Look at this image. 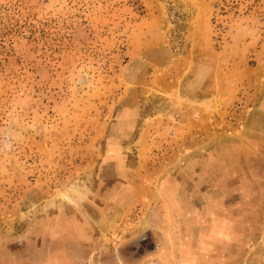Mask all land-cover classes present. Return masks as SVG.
<instances>
[{"label":"rangeland","instance_id":"obj_1","mask_svg":"<svg viewBox=\"0 0 264 264\" xmlns=\"http://www.w3.org/2000/svg\"><path fill=\"white\" fill-rule=\"evenodd\" d=\"M0 264H264V0H0Z\"/></svg>","mask_w":264,"mask_h":264}]
</instances>
